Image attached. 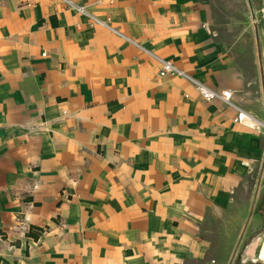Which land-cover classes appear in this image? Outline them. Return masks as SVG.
Instances as JSON below:
<instances>
[{"label": "crops", "instance_id": "1", "mask_svg": "<svg viewBox=\"0 0 264 264\" xmlns=\"http://www.w3.org/2000/svg\"><path fill=\"white\" fill-rule=\"evenodd\" d=\"M70 1L117 33L65 0H0V264L208 261V223L262 168L264 131L158 60L264 122V0L247 73L211 0ZM243 258L264 264V228Z\"/></svg>", "mask_w": 264, "mask_h": 264}, {"label": "rangeland", "instance_id": "2", "mask_svg": "<svg viewBox=\"0 0 264 264\" xmlns=\"http://www.w3.org/2000/svg\"><path fill=\"white\" fill-rule=\"evenodd\" d=\"M211 2L216 15L215 37L227 45L231 53L239 59L246 73L251 71L255 51L251 0ZM262 194L264 163L253 178L249 179L246 187L234 195L233 205L226 214L220 219L209 221V260L213 259L216 264H249L243 258V251L249 240L259 232L264 220ZM257 211L262 216L260 221L254 213Z\"/></svg>", "mask_w": 264, "mask_h": 264}, {"label": "built area", "instance_id": "3", "mask_svg": "<svg viewBox=\"0 0 264 264\" xmlns=\"http://www.w3.org/2000/svg\"><path fill=\"white\" fill-rule=\"evenodd\" d=\"M65 2L68 5V7L73 8L79 14H86L87 17L91 21L96 22L102 25L103 27L107 28L108 30H111L117 33L116 30L110 25L109 19L102 20V19L96 18L92 16L91 14H89L88 12H86V10L82 6L76 5L70 0H65ZM158 63H159V68H158L159 75L162 76L165 74H171L174 76H180V77L186 78L187 80L191 82L194 89L200 94V96L204 100H207V101L220 100L234 107L236 110V114L233 118V122L242 124L255 132L264 131V122L260 121L258 118H256L249 112L238 108L236 105L232 103L230 90L228 89L215 90V89H211L207 87L205 84L187 75L185 71H183L182 69L176 67L171 60L159 59ZM203 264H216V262L213 259H211V260H208L207 262H204Z\"/></svg>", "mask_w": 264, "mask_h": 264}, {"label": "trees", "instance_id": "4", "mask_svg": "<svg viewBox=\"0 0 264 264\" xmlns=\"http://www.w3.org/2000/svg\"><path fill=\"white\" fill-rule=\"evenodd\" d=\"M262 207H260L261 209ZM262 210V209H261ZM264 228V220H262V225H261V229ZM39 234V231H33L32 229H30L28 235H31L32 237H37V235Z\"/></svg>", "mask_w": 264, "mask_h": 264}]
</instances>
